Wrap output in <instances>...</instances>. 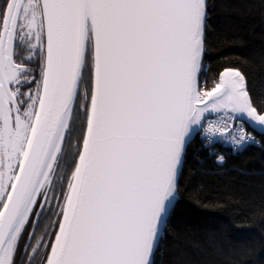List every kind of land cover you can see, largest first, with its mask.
I'll return each instance as SVG.
<instances>
[{"label": "snow or ice", "instance_id": "1", "mask_svg": "<svg viewBox=\"0 0 264 264\" xmlns=\"http://www.w3.org/2000/svg\"><path fill=\"white\" fill-rule=\"evenodd\" d=\"M210 7L0 0V264H160L197 135L264 144L247 73L207 75Z\"/></svg>", "mask_w": 264, "mask_h": 264}, {"label": "trees", "instance_id": "2", "mask_svg": "<svg viewBox=\"0 0 264 264\" xmlns=\"http://www.w3.org/2000/svg\"><path fill=\"white\" fill-rule=\"evenodd\" d=\"M209 4L208 77L223 67H241L254 99L264 101V0ZM253 134L264 141V135ZM212 147L226 153L225 162L215 161L197 135L160 264H264V144L239 151L223 141Z\"/></svg>", "mask_w": 264, "mask_h": 264}, {"label": "built area", "instance_id": "3", "mask_svg": "<svg viewBox=\"0 0 264 264\" xmlns=\"http://www.w3.org/2000/svg\"><path fill=\"white\" fill-rule=\"evenodd\" d=\"M255 136H256V135H255ZM256 138H257L258 141H262V139H261L260 137H257V136H256ZM250 144H251V143H250ZM255 145H259V146H260L261 143H257V144H255ZM234 151H236V150H234Z\"/></svg>", "mask_w": 264, "mask_h": 264}, {"label": "water", "instance_id": "4", "mask_svg": "<svg viewBox=\"0 0 264 264\" xmlns=\"http://www.w3.org/2000/svg\"><path fill=\"white\" fill-rule=\"evenodd\" d=\"M254 132H256V133H258V134H261V135H264V133H261L260 131H259V129H256V130H254L253 128H251Z\"/></svg>", "mask_w": 264, "mask_h": 264}]
</instances>
